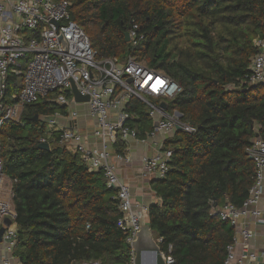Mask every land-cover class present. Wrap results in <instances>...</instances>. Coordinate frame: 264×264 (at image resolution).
Returning <instances> with one entry per match:
<instances>
[{
    "label": "trees",
    "instance_id": "obj_1",
    "mask_svg": "<svg viewBox=\"0 0 264 264\" xmlns=\"http://www.w3.org/2000/svg\"><path fill=\"white\" fill-rule=\"evenodd\" d=\"M67 1L98 60L133 57L181 86L169 110L182 113L197 132L180 130L165 141L173 155L166 176L152 181L160 203L150 206L149 224L175 264H225L236 230L213 214L212 202L242 208L255 183L246 148L257 137L264 141V84H250L249 76L262 52L264 0ZM133 24L145 35L135 46L126 41ZM177 37L187 38L186 49H169ZM25 67L26 61L17 70ZM23 86V75L10 73L6 106L17 103ZM53 97L25 106L1 134L5 172L14 182L15 255L21 264H130L116 189L40 120L65 113ZM126 112L134 117L126 125L140 139L154 130L139 99L132 98ZM43 137L56 139L50 150L39 147ZM124 149L122 141L115 145L119 153Z\"/></svg>",
    "mask_w": 264,
    "mask_h": 264
},
{
    "label": "built area",
    "instance_id": "obj_2",
    "mask_svg": "<svg viewBox=\"0 0 264 264\" xmlns=\"http://www.w3.org/2000/svg\"><path fill=\"white\" fill-rule=\"evenodd\" d=\"M70 7L67 0H0V231L3 230L0 264H12L18 259L15 252L19 236L13 202L14 182L5 172L1 134L6 123L20 120L25 106L55 94L49 100L66 108L65 113L41 116L40 120L59 134L57 142L60 145L80 153L84 164L92 171L102 172L108 187L116 189L121 213L118 226L127 235L130 245L143 226L149 208L136 204L131 187L120 179L114 159L125 162L130 159L125 152H117L115 145L122 141L128 147L131 141L155 140L158 152L145 158L144 164L146 176L157 180L166 176L173 155V150L165 149V141L178 131V127L189 134L197 132L196 126L183 120L182 113L169 110V102L182 91L178 82L133 57L124 62L118 58L98 60L89 36L72 20ZM139 29L138 24H133L128 32L129 42L134 46L145 39ZM257 45L263 49V41ZM24 61L26 67L20 72L17 67ZM250 70L249 83L264 84V50L253 58ZM12 72L23 75L24 86L15 97L17 103L6 106L7 84ZM73 84L83 97H89V101H76ZM132 98L147 105L157 124L144 139L138 137L135 128L126 125L134 118L126 112ZM80 106L85 107L87 116L93 120L92 144L80 128ZM55 140L43 137L40 143L50 144ZM246 153L255 164L256 178L243 207L212 202L213 214L236 230L234 243L228 246L225 264L235 260L238 238L242 240L244 250L237 264H264V211L260 208L264 196V141L255 138ZM7 219H10V225L6 223ZM250 221L262 228L259 253L250 249V241L256 237V232L249 227ZM130 255V264H134L133 250ZM166 259L167 264H175L171 256Z\"/></svg>",
    "mask_w": 264,
    "mask_h": 264
},
{
    "label": "crops",
    "instance_id": "obj_3",
    "mask_svg": "<svg viewBox=\"0 0 264 264\" xmlns=\"http://www.w3.org/2000/svg\"><path fill=\"white\" fill-rule=\"evenodd\" d=\"M264 50V41L263 49ZM79 110L82 113V117L79 119L80 128L83 133L89 139L90 144L94 142L93 138V120L87 116L85 107L80 106ZM69 123H67L68 125ZM92 142H91V140ZM159 140V139H158ZM73 151V150H72ZM128 155L130 162L119 161L114 159V162L118 169V174L122 182L128 184L134 196V202L139 205L150 206L154 204H159L160 199L152 189V181L150 177L146 176L144 159L154 156L158 152V145L155 140H148L146 143L131 141L128 143V147L121 152ZM12 184L10 185V187ZM260 208L264 211V196ZM143 226H150L148 214L144 217ZM250 229L256 232V237L250 241V249L255 253H259L261 249L262 228L254 224V222H249ZM156 238V237H155ZM159 243L158 239H156ZM243 242L238 238L235 244V254L236 258L231 264H237L242 252H243ZM20 259L14 260L12 264H21Z\"/></svg>",
    "mask_w": 264,
    "mask_h": 264
},
{
    "label": "water",
    "instance_id": "obj_4",
    "mask_svg": "<svg viewBox=\"0 0 264 264\" xmlns=\"http://www.w3.org/2000/svg\"><path fill=\"white\" fill-rule=\"evenodd\" d=\"M126 41H130L129 34L126 33ZM73 92L75 94L76 101L78 102H86L89 101V97H83L76 89V86L72 85ZM1 111V107H0ZM38 120V118H36ZM157 124H155V127ZM180 131V128H177ZM41 149L50 150V144L41 143L39 145ZM6 223L10 225V219L6 220ZM3 234V230L0 231V241L1 235ZM132 250L134 251V264H167L166 255L161 251V248L155 238L154 231L150 226H141L136 239L131 245ZM149 255L151 257V261H145V256Z\"/></svg>",
    "mask_w": 264,
    "mask_h": 264
},
{
    "label": "rangeland",
    "instance_id": "obj_5",
    "mask_svg": "<svg viewBox=\"0 0 264 264\" xmlns=\"http://www.w3.org/2000/svg\"><path fill=\"white\" fill-rule=\"evenodd\" d=\"M187 42V38L184 37L174 38L172 41H170L169 49H186V47L188 46ZM141 63L147 65L145 61H142Z\"/></svg>",
    "mask_w": 264,
    "mask_h": 264
},
{
    "label": "bare ground",
    "instance_id": "obj_6",
    "mask_svg": "<svg viewBox=\"0 0 264 264\" xmlns=\"http://www.w3.org/2000/svg\"><path fill=\"white\" fill-rule=\"evenodd\" d=\"M145 261H151V257L149 255L145 256Z\"/></svg>",
    "mask_w": 264,
    "mask_h": 264
}]
</instances>
